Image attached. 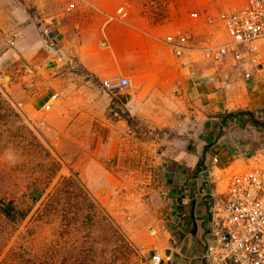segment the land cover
Segmentation results:
<instances>
[{"label": "rangeland", "instance_id": "rangeland-1", "mask_svg": "<svg viewBox=\"0 0 264 264\" xmlns=\"http://www.w3.org/2000/svg\"><path fill=\"white\" fill-rule=\"evenodd\" d=\"M245 1L149 0L144 11L164 20L184 10L201 26L198 47L208 36L225 40L207 31L209 15ZM25 9L32 13L33 6ZM44 20V14L34 19L40 35ZM18 32L0 27V200L18 209L14 218L0 209V264H150V231L167 209L162 158L193 157V169L201 162L191 173V197L203 194L212 203L216 181L203 170L211 168L214 140L194 125L192 107L172 109L168 90L160 102L146 99L129 109L132 82L125 94L107 92L100 80L78 74L75 63L26 79L23 63L43 60L14 55ZM52 92L58 93L52 109H40ZM212 238L208 230L200 246Z\"/></svg>", "mask_w": 264, "mask_h": 264}, {"label": "crops", "instance_id": "crops-1", "mask_svg": "<svg viewBox=\"0 0 264 264\" xmlns=\"http://www.w3.org/2000/svg\"><path fill=\"white\" fill-rule=\"evenodd\" d=\"M16 1L24 2L25 11L20 7L13 9ZM147 1L0 0V27L23 31V38L15 43V56L28 61H44L49 53L34 19L44 14L42 30L46 21L53 18L61 60L79 65L78 74L86 72L100 81L119 73L130 78V85L132 82L136 88L131 92L127 108L130 102L141 105L146 99L160 102L168 90L175 102L172 109L193 108L189 110L195 113L193 123L201 127L207 139L214 140L212 156L220 157L219 166L226 169L243 166L246 163L244 153L264 155V131L252 126L250 130L233 131L230 126L242 123V117L225 119L222 116L238 109H250L264 116V58H245L235 63L231 58L216 62L201 53L187 52L176 57L163 38L178 32L187 44L193 45L202 37L199 22L184 10L164 20H155L144 11ZM26 5L33 6L32 13L25 9ZM207 29L221 39L227 37L218 22ZM45 102L40 109L46 111L55 104L45 108ZM248 132V140H241L240 137ZM178 159L162 158L160 163L162 183L168 192L167 209L159 219V231L151 243L154 250L166 252L167 264H202L203 247L199 240L210 217V203L203 194L199 200L191 197L193 157L181 155ZM208 164L212 169L203 172L211 176L210 180H215L217 186L209 194L224 201L225 185L217 177L218 166L212 161Z\"/></svg>", "mask_w": 264, "mask_h": 264}, {"label": "built area", "instance_id": "built-area-1", "mask_svg": "<svg viewBox=\"0 0 264 264\" xmlns=\"http://www.w3.org/2000/svg\"><path fill=\"white\" fill-rule=\"evenodd\" d=\"M207 22H218L227 38L224 41L208 36L200 46L187 44L178 32L169 33L163 38L176 57L187 52H199L224 62L231 58L235 63L245 58H264V0H246L237 9L220 11L209 15ZM53 18L46 21L41 37L49 56L40 63H23L24 77L31 79L38 70L48 68L51 72L61 68L67 62L59 55L60 47L54 32ZM23 38L16 33L12 43ZM228 78V75L225 74ZM104 90L125 94L130 86V78L123 74H113L101 79ZM58 99V93L52 92L46 100L47 108ZM134 103H128L133 107ZM246 163L241 167L229 169L219 166L220 157L212 156V163L218 166V179L224 182V201L213 197L208 207L210 217L204 236L211 230L212 240H205L200 254L202 264H264V155L258 152L244 153ZM224 175V178L222 177ZM159 228H152L156 236ZM164 250L155 249L150 256V264H167Z\"/></svg>", "mask_w": 264, "mask_h": 264}, {"label": "trees", "instance_id": "trees-1", "mask_svg": "<svg viewBox=\"0 0 264 264\" xmlns=\"http://www.w3.org/2000/svg\"><path fill=\"white\" fill-rule=\"evenodd\" d=\"M222 116L226 119L228 117H236V116H241L242 117V123L246 126H252L257 130H262L264 131V116L261 117L256 112L250 110V109H238L235 111H230V112H225L222 114ZM201 162L198 164L197 168L192 169L197 170L200 168ZM201 169V168H200ZM38 195L33 197V200L36 201L38 200ZM193 200H195L192 197ZM0 209L2 213L8 217V218H14L15 213L18 211L17 206L13 201H5V200H0Z\"/></svg>", "mask_w": 264, "mask_h": 264}]
</instances>
